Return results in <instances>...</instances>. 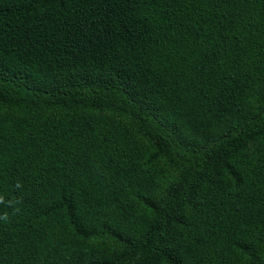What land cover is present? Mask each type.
Wrapping results in <instances>:
<instances>
[{
    "label": "trees",
    "instance_id": "1",
    "mask_svg": "<svg viewBox=\"0 0 264 264\" xmlns=\"http://www.w3.org/2000/svg\"><path fill=\"white\" fill-rule=\"evenodd\" d=\"M0 264H264V0H0Z\"/></svg>",
    "mask_w": 264,
    "mask_h": 264
}]
</instances>
